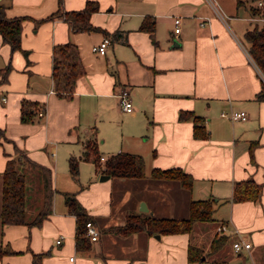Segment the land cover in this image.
Segmentation results:
<instances>
[{
	"label": "crops",
	"instance_id": "crops-1",
	"mask_svg": "<svg viewBox=\"0 0 264 264\" xmlns=\"http://www.w3.org/2000/svg\"><path fill=\"white\" fill-rule=\"evenodd\" d=\"M87 1L98 5L90 21L100 30L73 32L62 16L46 19L58 10V0H0L6 16L24 17L22 50L12 51L0 35V68L10 65L6 81L0 82V210L2 171L14 146L51 169L54 188L51 213L40 225L0 221V247L11 251L0 256V264H31L33 253L45 252L41 264H202L206 253L202 261L190 262L187 248L199 223L210 221L215 223L207 243L197 238L195 245L209 251L222 234L215 226L224 222L228 247L239 235L251 243L248 250L233 251L228 263L264 264V100L257 99L264 75L245 39L247 30L264 23L263 0H62V10L82 9ZM176 17L180 29L174 33ZM145 20L154 22L155 42L139 29ZM114 31L119 32L115 37ZM104 36L109 44L101 55L92 46ZM67 41L77 45L85 69L70 98L56 93L52 79L53 46ZM120 87L130 91L132 112L118 106ZM23 99L35 101L43 115L21 122ZM231 110L244 111L246 117L221 115ZM181 111L199 116L208 136L194 137L193 119H180ZM98 138L104 144L120 142L106 145L107 155L100 156L141 155L144 177L151 178L155 167L189 173L193 182L185 200L177 203L175 189L165 182L146 180L140 193H126L112 205L115 177L101 181L92 162L95 173L82 186L75 178L86 161L81 158L84 142ZM72 156L79 158L75 178L69 172ZM248 177L261 185L260 197L232 201L234 183ZM64 192H73L95 219L99 233L89 249L76 248V217L67 210ZM208 198L213 219L195 223L190 232L122 235L112 229L123 225L129 213L180 218L174 214L191 200ZM141 201L148 211L139 209Z\"/></svg>",
	"mask_w": 264,
	"mask_h": 264
},
{
	"label": "trees",
	"instance_id": "trees-1",
	"mask_svg": "<svg viewBox=\"0 0 264 264\" xmlns=\"http://www.w3.org/2000/svg\"><path fill=\"white\" fill-rule=\"evenodd\" d=\"M62 0H58L59 8L46 19L55 16H62L67 22L71 31H92L100 30L93 26L90 16L98 10L94 1H87L85 6L79 10L64 11L61 6ZM238 4L242 0H237ZM252 11H259L258 8L250 7ZM23 16L8 17L5 8L0 4V35L2 40L10 45L12 51L22 50L21 32ZM139 29L147 31L154 40V22L143 21ZM106 35L109 33L104 32ZM118 31L111 33L117 36ZM245 39L249 43V53L264 75V26L254 27L247 30ZM26 54V51H24ZM10 65L0 68V82L7 79ZM85 72L78 47L73 42L56 44L52 49V79L54 89L59 96L70 98L76 86L77 79ZM258 100H264V84L257 94ZM38 111L35 101L23 99L20 102V121L30 122ZM180 119L191 117L193 119V135L196 138H205L208 131L199 124L201 118L192 114L191 111H181ZM0 136L3 130L0 129ZM14 155L8 156L2 171V201L0 210V221L2 225L24 224L28 226L40 225L49 216L52 209V186L51 169L29 158L20 148L14 146ZM100 153L95 139L84 142V150L81 158L94 163L95 170L110 177L142 178L145 176V163L141 155L119 151L106 157L100 162ZM79 158L70 157L68 160L69 172L73 177L78 174ZM150 177L160 180H176L179 184L190 189L193 177L179 167L161 169L152 168ZM261 185L251 178L236 181L233 186L232 201L257 200L261 195ZM64 203L68 212L76 217L75 238L76 248L86 250L91 247V240L84 234L85 223L95 222L94 217L88 213L86 208L78 201L73 192H64ZM214 207L211 199L191 200L188 204V215L186 217L157 216L155 214L136 212L126 216L123 225L112 228L122 235H129L138 231H145L148 234H165L190 232L195 223L213 219ZM229 234H218L209 246V253H216L229 246ZM11 252L0 247V256L3 253ZM204 249L190 243L187 248V258L190 262L202 261ZM45 253H33L31 264H41ZM209 264H229L226 259L210 260Z\"/></svg>",
	"mask_w": 264,
	"mask_h": 264
},
{
	"label": "rangeland",
	"instance_id": "rangeland-1",
	"mask_svg": "<svg viewBox=\"0 0 264 264\" xmlns=\"http://www.w3.org/2000/svg\"><path fill=\"white\" fill-rule=\"evenodd\" d=\"M264 2V0H263ZM264 23L258 25L257 27H263ZM102 138V137H101ZM101 138H98V142L97 145L99 147V153L101 155H107L105 153L106 150V145H112V147H114V144L116 143H120V142H106L105 144L100 142ZM125 144H127V142H124ZM135 143L138 147L141 146H146V142H133ZM108 151H115V150H108ZM116 153V152H114ZM83 161V160H82ZM94 166L93 164H91V162H87V161H83L80 164L79 167V174H78V178L74 177L75 180L82 185V186H88L89 185V178L91 176L94 175ZM100 177V176H99ZM98 177V178H99ZM120 179H123L122 177H119ZM119 178L115 177L112 178L113 180V184H112V188H111V202L112 205H115L117 203H119L120 201H122L123 197L125 196V194L127 193L128 195H135L138 194L142 191V187H144L146 180H149L151 182H156V183H160L161 182H165V184H168L170 187H172L173 189H175L174 191H172V193H175L174 195L176 196V200L177 203H181L185 200L186 196H187V192L188 190L184 187H182L178 181L176 180H160V179H153V178H149V177H142V178H124L123 180H119ZM105 181V180H104ZM165 200L162 199L161 203H164ZM188 215V208L186 207V205L184 206V209H181V212L179 214H174V216L177 217H186ZM213 222V223H211ZM214 221H210L209 223H204L201 222L199 223L200 225H198L197 229H195L194 231V235H193V239L192 242L193 244H198V242L195 241V239H199L200 241L202 240L203 243H207V239H206V235L208 232H210L211 230H213L214 228ZM216 229V226H215ZM227 233V231H226ZM218 234V233H216ZM201 244V242H200ZM206 245V244H205ZM205 249H208L207 247ZM205 251V250H204ZM206 253V257H207V261H203L202 264H208L207 262L210 260H218V259H228L229 257H233L234 258V252L233 249H231L230 247H226L224 249L223 252L218 251L216 253H209L208 250H206L205 252H203V254ZM204 256V255H203Z\"/></svg>",
	"mask_w": 264,
	"mask_h": 264
},
{
	"label": "built area",
	"instance_id": "built-area-1",
	"mask_svg": "<svg viewBox=\"0 0 264 264\" xmlns=\"http://www.w3.org/2000/svg\"><path fill=\"white\" fill-rule=\"evenodd\" d=\"M259 5L262 4L261 1L258 2ZM179 22L180 18H174V24L175 27L173 29L174 33H177L179 31ZM201 24H204V22H201ZM109 44V38L107 36H104L103 39L96 45L92 46V50L98 54H105L107 46ZM115 96L117 97L118 106L122 111L125 112H132L133 111V105L130 97V91L127 87H120L115 91ZM2 100L5 101V97H2ZM44 110L39 109L37 114L38 116L43 115ZM221 115L224 117H227L231 120L236 119H244L246 117V113L244 111H236L231 110L229 112L222 111ZM106 157L101 156L100 160L103 161ZM226 223L221 222L216 226V233H224L226 231ZM236 233H239L238 230H235ZM98 229L94 225L92 221H87L85 223V231L84 234L89 237L91 241L96 240L98 236ZM61 241V238L57 239L56 242L59 243ZM251 246V243L247 241L244 237H241L240 235L232 242V249L234 252H240L242 250H248ZM72 259V257H70Z\"/></svg>",
	"mask_w": 264,
	"mask_h": 264
},
{
	"label": "water",
	"instance_id": "water-1",
	"mask_svg": "<svg viewBox=\"0 0 264 264\" xmlns=\"http://www.w3.org/2000/svg\"><path fill=\"white\" fill-rule=\"evenodd\" d=\"M108 178H109V175H108V174H101L100 177H99V179H100L101 181L106 180V179H108ZM139 209H140L141 211H148V207H147V205H146V203H145L144 201H141V202H140V204H139ZM156 235L158 236V234H156ZM201 259L203 260V259H204V256H202Z\"/></svg>",
	"mask_w": 264,
	"mask_h": 264
}]
</instances>
